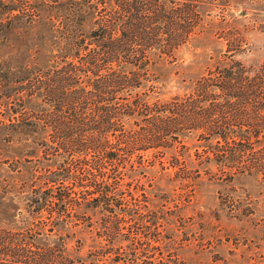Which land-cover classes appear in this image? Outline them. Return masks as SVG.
I'll list each match as a JSON object with an SVG mask.
<instances>
[{
  "label": "trees",
  "instance_id": "trees-1",
  "mask_svg": "<svg viewBox=\"0 0 264 264\" xmlns=\"http://www.w3.org/2000/svg\"><path fill=\"white\" fill-rule=\"evenodd\" d=\"M231 1L0 0L5 20L0 23L7 31L16 26L30 31L25 47L31 58L22 79L0 69V112L4 109L8 121L0 120V134L10 142L29 133L44 148L43 159L56 161L54 167L43 166L36 189L30 186L24 227L0 228V264H81L82 258L66 255L63 244L36 243L59 225L71 228V221L93 234L95 250L86 255L118 253L126 215L139 217L134 193L124 188L135 180L130 158L137 150L178 152L170 166L186 167L178 158L185 148L181 139L198 132L207 142L190 163L213 161L230 176L264 177L259 138L264 136V58L257 67L235 59L231 47L241 46L239 35L226 37L225 52L185 97L163 103L148 97L154 91L148 84L151 66L202 32L210 6L224 12ZM260 25L264 29V21ZM45 210L51 219L46 232L40 219ZM85 210L101 216L90 223ZM152 225L155 231L161 226ZM139 228L126 239L133 250L141 244ZM156 259L155 264L177 262L163 255Z\"/></svg>",
  "mask_w": 264,
  "mask_h": 264
},
{
  "label": "rangeland",
  "instance_id": "rangeland-1",
  "mask_svg": "<svg viewBox=\"0 0 264 264\" xmlns=\"http://www.w3.org/2000/svg\"><path fill=\"white\" fill-rule=\"evenodd\" d=\"M210 8V14L203 19V30L196 38L180 46L172 57H164L151 66L153 79L148 84L154 86V91L148 95L150 101L163 103L185 97L193 82L225 52L226 37L230 35L241 37V46L231 47L235 59L246 67L262 63V0H232L224 12ZM3 18L0 15V21H5ZM14 29L7 31L0 23V69L5 72L9 68L22 79L25 64L31 63L25 47L30 31L22 26ZM3 111L0 120L8 123ZM2 137L0 134V228L20 230L28 221L24 216L30 186L36 189L39 183L36 177L42 174L43 166L54 167L56 161L43 159L44 148L29 133H21L18 140L10 142ZM259 138L262 139L260 144H264L262 133ZM181 140L185 148L178 150L181 153L178 158L187 162L186 167L183 164L170 166L178 153L172 150L161 153L158 148H150L131 155L135 180L127 182L124 188L127 191L129 187L134 193L137 205L134 208L139 217L135 221L126 215L122 225L125 240L118 253L110 252L97 258L86 255L95 250L93 234L83 223L73 226L74 221L67 223L71 228L59 225L51 233L47 232L48 239H39L37 245L59 247L63 244L66 255L72 260L82 258L81 264H155L158 255H163L164 260L177 259L174 264H264V177L259 173L230 176L213 161L200 165L190 163L197 161L194 153L201 152L207 141L199 139L198 132ZM220 142L224 141L220 139ZM122 169L125 173V168ZM197 169L199 175L195 172ZM125 178L128 181V177ZM125 197L129 205H133L128 192ZM85 214L90 217V223L101 216L93 210ZM47 216L45 210L40 218L46 221L45 232L51 224ZM153 222L161 225L157 231ZM138 228L141 244L133 250L126 239ZM77 229H84L83 234ZM79 244L82 249L77 254Z\"/></svg>",
  "mask_w": 264,
  "mask_h": 264
}]
</instances>
